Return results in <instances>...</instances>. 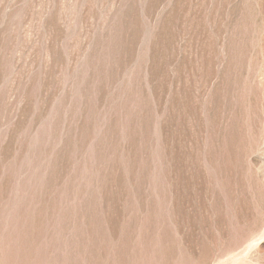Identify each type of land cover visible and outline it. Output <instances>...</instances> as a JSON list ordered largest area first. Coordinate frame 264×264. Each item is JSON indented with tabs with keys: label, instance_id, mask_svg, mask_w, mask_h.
<instances>
[{
	"label": "rangeland",
	"instance_id": "374dc122",
	"mask_svg": "<svg viewBox=\"0 0 264 264\" xmlns=\"http://www.w3.org/2000/svg\"><path fill=\"white\" fill-rule=\"evenodd\" d=\"M0 264H264V0H0Z\"/></svg>",
	"mask_w": 264,
	"mask_h": 264
}]
</instances>
